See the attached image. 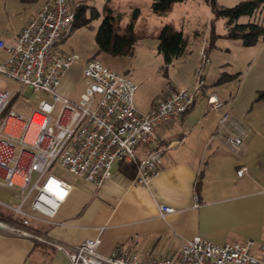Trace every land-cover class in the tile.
Returning <instances> with one entry per match:
<instances>
[{
  "label": "built area",
  "instance_id": "1",
  "mask_svg": "<svg viewBox=\"0 0 264 264\" xmlns=\"http://www.w3.org/2000/svg\"><path fill=\"white\" fill-rule=\"evenodd\" d=\"M75 10V0H46L14 42L7 44L0 40V49L8 54L0 62V82L2 79L17 82L22 89L29 88L52 98V102L42 100L39 110L29 117L11 109L0 124V186L23 194L19 206L8 207L14 213L12 220L0 217V228L37 240L43 237L31 230L36 216L25 210L29 198L33 196L32 211L54 217L71 189L49 174L55 166L100 188L112 177L116 164H134L135 182L150 186L160 173L167 150L178 143H161L157 130L192 109L205 85L203 70L210 63L203 51L195 86L174 92L146 113L135 105L138 86L98 60H91L84 67L87 85L80 98L77 101L64 98L56 89L80 57L62 56L56 48L73 33ZM12 95L8 91L0 93V115ZM225 105L216 94L208 98L210 111L221 112ZM36 115L42 118L39 125L35 123ZM216 135L224 137L232 153H239L248 132L229 113H222ZM245 171L238 174L242 176ZM34 174L38 175L35 181ZM195 201L196 207L200 206L197 195ZM160 212L164 216L174 209L161 205ZM101 242V238H94L69 249L61 244L55 246L65 252L70 264H264V243L256 246L252 240L219 245L196 237L183 246L179 259L150 261L120 248L103 256L99 253Z\"/></svg>",
  "mask_w": 264,
  "mask_h": 264
},
{
  "label": "crops",
  "instance_id": "2",
  "mask_svg": "<svg viewBox=\"0 0 264 264\" xmlns=\"http://www.w3.org/2000/svg\"><path fill=\"white\" fill-rule=\"evenodd\" d=\"M45 1L37 0L22 9L19 4L17 10L25 11L17 12L13 25L0 30V40L7 44L14 42ZM151 6L152 2L146 16L153 12ZM24 12L27 13L22 15ZM142 16L137 23V34L139 27L146 25ZM59 54L68 56L65 51ZM7 58V52L0 49V62ZM5 80H1L0 87ZM192 84L171 89L160 101ZM8 92L13 94L12 99H17L13 91ZM214 94L221 99L222 95ZM158 102L143 106L139 102V105L149 112ZM256 103L249 113H236L227 106L221 112H214L209 110L205 97H201L187 114L159 128L157 137L161 143H178L167 150L160 173L149 187L138 185L135 175L126 174L121 164H116L112 177L100 188L78 178L73 183L64 181L71 189L54 217L32 211L31 195L25 210L36 216L31 230L43 240L0 228V264H70L65 252L55 244L69 249L94 238H101L99 253L103 256L120 248L134 252L143 261L179 259L183 246L196 237L219 245L248 240L256 246L263 244L264 100ZM223 110L248 130L239 153H232L224 137L216 135ZM139 153L142 155L144 150ZM243 169L246 171L240 176L238 172ZM195 195L199 197L198 207ZM22 197L21 193L15 200L0 199V204L8 209L12 204L20 205ZM161 205L172 207L174 212L162 216Z\"/></svg>",
  "mask_w": 264,
  "mask_h": 264
},
{
  "label": "rangeland",
  "instance_id": "3",
  "mask_svg": "<svg viewBox=\"0 0 264 264\" xmlns=\"http://www.w3.org/2000/svg\"><path fill=\"white\" fill-rule=\"evenodd\" d=\"M244 1L249 0H217V7L230 9ZM150 2L152 0H75L76 6L85 5L87 7L86 17L88 19H91L92 9H96L99 16L90 20L87 25L77 28L69 38L62 41L60 46L58 45V49L56 48L59 53L65 51L68 55L77 54L80 57V60L75 62L67 72L56 89V93L64 98L77 101L87 85L83 73L84 67L87 62L98 60L108 69L128 77L138 86L135 105L140 111L146 112L141 106L160 101L171 89L192 83L194 84L190 87H194L197 80V68L202 62L199 57L200 51L203 46L210 45L211 36L215 33L219 38L215 47L208 51L210 63L203 70L205 85L199 92L197 101L205 97L208 103L209 96L218 93L223 97L220 96V100L227 101L228 105L225 103L227 108H233L236 113L243 111L249 113L257 104L260 93L264 92V39H260L255 45L245 46L241 40L229 38L227 36L228 20L225 17L216 16L206 0L176 1L167 12L158 16L152 12L151 15L146 16ZM19 4L22 9L30 6L32 2L0 0V30L13 25L17 12L25 11L17 10ZM106 6L112 9L115 15L123 16V26L128 22L133 10L142 11L146 25L138 29L139 39L132 56H116L99 50L96 35L106 17ZM167 24H172L177 30L182 31L186 39L185 54L169 66L166 65L163 55L158 51L159 30ZM237 24L264 26V5L253 16L240 17ZM21 87V84L17 82L5 80L0 91L8 90L15 93L17 99L14 102V109L25 117L39 110L42 100L52 102L49 95L37 93L29 88L20 90ZM205 91H208L207 95ZM222 113H225L224 110ZM53 116L55 117L56 113ZM49 174L67 183L76 181V177L60 166H55ZM36 178L35 174L33 181ZM16 195L21 196V193L0 187L1 200H15ZM18 205L12 204L13 207ZM0 215H3L5 220L11 221L13 213L0 204Z\"/></svg>",
  "mask_w": 264,
  "mask_h": 264
},
{
  "label": "trees",
  "instance_id": "4",
  "mask_svg": "<svg viewBox=\"0 0 264 264\" xmlns=\"http://www.w3.org/2000/svg\"><path fill=\"white\" fill-rule=\"evenodd\" d=\"M35 2L37 0H28ZM176 1L183 0H152L153 13L159 15L171 9L172 4ZM216 16L225 17L228 27V37L239 39L245 46H252L264 39V26L258 24L239 25L237 21L242 16H253L260 11L264 5V0H249L239 3L233 8H218L217 0H206ZM106 17L100 25L96 42L100 51H104L116 56H132L135 51L137 41L139 39L136 26L141 17V10L135 9L130 14V18L125 26H123V16L115 15L108 6L105 7ZM87 7L85 5L76 6L75 23L73 31L90 23V20L99 16L96 9H92L91 19L86 17ZM219 38L215 33L212 34L210 45L205 47L204 51L208 57L209 49L215 47V43ZM159 47L158 51L163 55L167 66L171 65L174 60L183 56L186 52V39L182 31L177 30L172 24L163 26L159 31ZM210 47V48H209ZM14 97L8 104L6 110L0 115V124L7 117L8 112L12 109L15 102ZM264 100V92H261L257 101ZM121 169L128 175H136V167L134 164L123 163Z\"/></svg>",
  "mask_w": 264,
  "mask_h": 264
},
{
  "label": "bare ground",
  "instance_id": "5",
  "mask_svg": "<svg viewBox=\"0 0 264 264\" xmlns=\"http://www.w3.org/2000/svg\"><path fill=\"white\" fill-rule=\"evenodd\" d=\"M37 119H38V120H37ZM36 122L38 123V125L42 122V118H41L40 115H36V117H35V123H36ZM36 129H37V127L32 129L30 136L33 135V133L36 131ZM29 138H30V137H29Z\"/></svg>",
  "mask_w": 264,
  "mask_h": 264
}]
</instances>
